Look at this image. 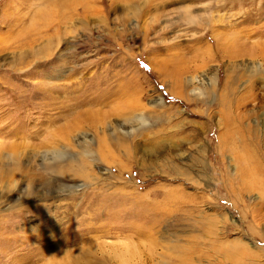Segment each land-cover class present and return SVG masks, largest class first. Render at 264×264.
Masks as SVG:
<instances>
[{
	"label": "rangeland",
	"instance_id": "374dc122",
	"mask_svg": "<svg viewBox=\"0 0 264 264\" xmlns=\"http://www.w3.org/2000/svg\"><path fill=\"white\" fill-rule=\"evenodd\" d=\"M55 3L0 0V218L48 245L17 264H264V0Z\"/></svg>",
	"mask_w": 264,
	"mask_h": 264
},
{
	"label": "bare ground",
	"instance_id": "6f19581e",
	"mask_svg": "<svg viewBox=\"0 0 264 264\" xmlns=\"http://www.w3.org/2000/svg\"><path fill=\"white\" fill-rule=\"evenodd\" d=\"M51 1V0H50ZM57 0H52L53 3H55ZM62 4L63 2H59L58 4ZM65 3V2H64ZM63 3V4H64ZM57 4V3H55ZM61 6V5H60ZM62 7V6H61ZM86 140V139H85ZM83 140V138L80 140L79 145H82L84 147V145L86 144V141ZM77 144V143H76ZM78 145V144H77ZM166 147V146H165ZM175 147V146H174ZM85 150V147L83 148ZM87 150V149H86ZM161 152V151H160ZM160 152H155V155L153 156L154 159L158 162L160 160L163 159V155L160 154ZM149 153V152H148ZM87 154H89V152H87ZM253 152L251 150H245V155L247 156V160H248V163L250 161H252L255 157L252 156ZM152 155V154H151ZM85 156H87L85 154ZM61 155H55L53 156L52 159H50V161L47 162V159H44L41 161V164L40 166H42L43 170L46 171V173L50 174V175H62V176H67V177H73V178H83V177H87L88 174L84 173L81 168L83 166V163L78 166L75 167V165H71V164H66V165H63L62 164V160H61ZM238 161L239 163L241 164H244L246 165L247 163L246 162H242V159L241 157H238ZM61 162V163H60ZM18 162H13V164H16ZM18 165H16L15 169L18 170L19 169V174H18V177L19 178H23V171L21 170L20 171V167H18ZM15 170V171H16ZM27 172V171H26ZM250 173H251V177H252V180H256V177H255V173L254 171L250 168ZM27 174V173H26ZM16 176V172H14L13 174V177ZM17 177V179H18ZM21 178V179H22ZM80 187V186H79ZM82 187V186H81ZM12 191V188L11 186H6V188L4 189H0V197H3L4 194H6L7 192H11ZM81 191V189L79 190H75V192H79ZM25 192V197H29L30 196V193H27V191H24ZM29 192V190H28ZM29 194V195H28ZM138 198V196H137ZM25 200H27L25 198ZM133 200V198H132ZM19 210H17L18 212ZM22 212V210H20ZM11 216H13L14 213H10ZM10 214L6 215V217H8ZM91 215V214H90ZM164 216V215H163ZM140 218V217H139ZM142 218V217H141ZM155 219V217H153ZM153 218H150V219H147V223H151L153 226L157 225L158 224V218H156L154 221H153ZM82 219V218H81ZM5 219L3 218H0V264H12V261L10 260V257H12L13 259L17 260L15 261L14 264H17L18 262H22L24 260H27L28 261H33L35 260V262H39V261H43L45 258L43 257V255L45 254V252L48 250V245L46 246V243L39 246L38 248H35V250L33 249V252L34 253H26L25 251L28 250L27 249V243L30 242V243H34L38 238V235L36 236H29V238H24L25 240L24 241H21L19 238H18V234L17 235H12L10 236V229L8 227V225L6 226V223L7 222H3ZM164 220V219H163ZM177 221L181 222V217H177ZM154 222V223H153ZM160 224V223H159ZM151 226V227H153ZM7 229V230H6ZM131 229L137 231V228H134L132 227ZM88 231V230H87ZM139 231V230H138ZM213 230H209V232H212ZM35 240V241H34ZM213 243L216 244L218 247H219V250L216 251V254H224V257H225V260H231L232 264H238L237 263V258H236V254H234V252H230V253H225L224 252V248L226 247L225 246H222L217 240L216 238L213 237ZM46 246V247H45ZM50 247V246H49ZM52 247V245H51ZM233 248L234 251L237 252V245L236 244H232L231 246ZM85 247H83L82 249L84 250ZM241 248V247H240ZM90 249V248H89ZM248 249V248H247ZM78 250V249H76ZM80 250V248H79ZM262 250V249H261ZM85 251V250H84ZM94 251V249L92 250V252ZM22 252H25V254H22ZM75 252V251H74ZM95 252V251H94ZM93 252V253H94ZM78 253V252H77ZM245 253H247V251H245ZM20 254L23 255V257H20ZM76 254V253H75ZM74 254V255H75ZM31 256V257H30ZM67 257V256H66ZM248 257L249 259L252 257V256H246ZM30 258V259H29ZM44 258V259H43ZM100 258V257H99ZM98 258V259H99ZM48 259L50 261H48ZM47 260H45L44 262L48 261V262H52L50 264H78V262L81 260V257L77 254V256L70 260L68 263L62 261V262H58V260L55 258V256L53 258H48ZM82 259H86L84 258V256H82ZM88 259V258H87ZM93 258H91L92 260ZM101 260V263L102 264H106L105 261H103L104 259L103 258H100ZM54 260V261H53ZM63 260H65L63 258ZM68 260H69V254H68ZM106 260V259H105ZM93 261V260H92ZM95 261V260H94ZM64 262V263H63ZM101 263H94V264H101ZM85 264H92L89 260L85 261ZM241 264H246L244 262H242Z\"/></svg>",
	"mask_w": 264,
	"mask_h": 264
}]
</instances>
